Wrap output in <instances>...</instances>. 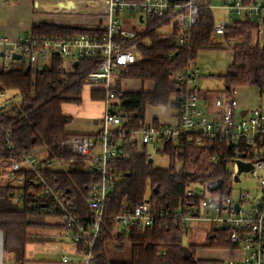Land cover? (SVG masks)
<instances>
[{"label": "trees", "instance_id": "trees-1", "mask_svg": "<svg viewBox=\"0 0 264 264\" xmlns=\"http://www.w3.org/2000/svg\"><path fill=\"white\" fill-rule=\"evenodd\" d=\"M208 1L201 2L200 18L192 28L188 45H179L174 35L165 36L153 27L148 30L147 42L139 46L142 61L125 68L115 80L114 91L121 100L122 111L128 117L123 125L127 134L121 139L128 157L118 159L114 164L113 172L117 179L109 194L106 219L94 249L95 264H206V260L194 257L200 245H184L188 229L180 224L175 225L172 215L184 205L199 202L198 198L186 195V190L197 184L209 189L217 188L221 198L231 194L233 181L229 164L234 156V148L224 140H204L202 146L186 143L178 147L169 142L159 150L169 156V166L157 167L153 162H146L148 145L132 140L131 136L133 131L145 126L148 106L165 107L171 104L179 89L173 75L195 60L198 51L214 47L212 36L216 21L213 9L207 6ZM159 23L150 20V25ZM258 28L256 22L248 20L236 22L228 28L225 38L233 58L227 71L219 75L224 81V88L220 92L226 99L239 86L264 91V47L254 37ZM94 31L95 28L89 26L35 23L29 34L40 39H68ZM1 52H6L4 46H0V92L17 90L21 99L18 104L5 108L0 116V125L10 127V138L6 141L4 135L0 137V160L13 158L16 155L15 146L26 152L45 148L46 159L68 162L76 156L72 149L63 144L74 134L67 130L73 117L63 113L62 104L82 102L85 80L81 69L88 68L92 63L81 61L78 67L71 70L66 67L65 60L56 55L35 68L26 63L23 56L21 60L13 61L7 69ZM124 79L152 81L154 88L123 91L121 85ZM104 97L102 89L92 92L93 99ZM22 172L19 171L17 175ZM25 175L24 185L0 184V230L4 233V249L14 252L20 259H24L25 246L31 241V227L41 224L32 218L46 212L60 215L52 202L43 200L42 187L35 183L36 174L27 172ZM50 181L62 188H69L78 209L85 216L91 215L86 204L88 188L99 181V176L83 171L78 163H71L67 171H55ZM21 197L22 207L15 201H21ZM146 200L156 209L162 207L168 214L152 227L119 229L115 217L124 210V206H134ZM56 226L63 227L61 223ZM206 237L209 247L224 249L232 246L225 230L212 229ZM126 239L131 242V259L110 260L106 254L107 242L117 240L120 243L118 247H121Z\"/></svg>", "mask_w": 264, "mask_h": 264}, {"label": "built area", "instance_id": "built-area-1", "mask_svg": "<svg viewBox=\"0 0 264 264\" xmlns=\"http://www.w3.org/2000/svg\"><path fill=\"white\" fill-rule=\"evenodd\" d=\"M36 1L38 8L47 9L53 5V9L63 13L78 14H84L81 7L83 3H99L97 10L88 13L96 18L94 24L89 26L95 28V31L68 39H40L25 34L9 41L0 35V46L6 48L5 53L1 52L6 68H10L15 61L14 54L28 56L29 64L35 67H40L56 55L64 58L71 68L75 62H91V66L81 69L82 76L85 85H92L105 92V108L100 127L95 133L73 134L63 141L76 154L68 162L48 160L36 151H21L11 146L16 155L8 159V164L3 163L2 167L17 181V185H24L27 172L35 173V183L42 187L43 200L52 202L54 208H58L60 223L75 246L79 247L76 257L63 254L58 264H95L94 249L106 219L109 194L117 179L113 172L114 164L116 160L128 157L121 141L127 134L123 125L128 117L122 111L121 100L114 91L115 80L125 68L142 61L139 46L148 40V30L144 29L147 27L146 22L151 19L160 22L154 29L170 26V31L160 33L165 36L172 34L179 45H188L192 38V28L200 18L202 0H53V4L47 0ZM207 6L213 8V1L209 0ZM219 8L237 21L264 24V0H221ZM131 13L136 14L133 21L130 17L126 18ZM140 16L143 17L142 21ZM139 24L146 27L139 28ZM229 25L226 21L215 23L213 31L225 35ZM199 77L201 70L195 60L176 72L173 79L179 89L171 100L175 109V123L155 120L145 122L144 127L133 131L132 140L152 144L157 150L169 142L176 147L186 143L202 146L204 140H224L233 147L235 152L229 167L234 166L237 160L250 164L251 169L239 174L238 181L245 179L243 175L257 179L260 193L242 190L236 199L231 194L221 198L209 194L213 191L197 184L189 187L186 195L198 198L199 202L178 208L172 215L174 224L189 229L192 221H207L210 229L225 230L226 238L232 246L244 252L241 260H233L230 264H264V175L259 174L264 170V109L260 105L244 109L238 115L237 99L233 96L227 99L219 96L214 100L217 111L208 113L203 109ZM4 96L5 93L0 92V97ZM261 97L263 100L260 103L264 104V91H261ZM10 103L11 99L7 98L1 104L0 116ZM2 135L6 141L10 138L9 126L0 125V137ZM146 162H153L152 154L147 155ZM71 163H78L83 171L99 176V181L88 188L86 204L90 216H85L78 209L69 188H62L58 183L50 181L55 171H67ZM19 171L24 172L17 175ZM231 173L234 178L236 170ZM167 214L162 207L156 209L146 200L130 207L125 205L115 220L119 229L128 230L135 226L152 227ZM0 264H14L6 257L2 230Z\"/></svg>", "mask_w": 264, "mask_h": 264}, {"label": "rangeland", "instance_id": "rangeland-1", "mask_svg": "<svg viewBox=\"0 0 264 264\" xmlns=\"http://www.w3.org/2000/svg\"><path fill=\"white\" fill-rule=\"evenodd\" d=\"M13 1V0H12ZM214 5V16L215 23H221L226 21L228 24L231 23L225 11L219 8L221 5V0H212ZM22 6L30 5L31 0H21ZM49 3H53V0H47ZM29 3V4H28ZM100 4L96 2H86L82 4V12L84 14L78 15V13H55L54 11H50L46 16L48 18H53L56 21L64 20V16H72L73 19L78 17H83L85 15L92 16L93 14H88L89 12L95 11L98 9ZM32 8V7H31ZM55 9V8H54ZM78 16V17H77ZM136 14L131 13L130 20L133 21V17ZM146 25L141 26L139 24V28H145L144 30H150L154 26L150 25V22L147 21ZM170 26H163L160 29H156L157 32L161 31H170ZM25 32H22V34ZM254 37L259 38L260 45L264 47V24H260L258 30L254 32ZM212 40L215 42H222L224 44V37L222 35L213 34ZM233 58V52L231 48L228 46V49H201L198 51L197 58L195 62L202 69V76L198 78L199 87L202 90H206V92L213 98L215 95L220 93V90L224 88V81L219 76L220 74L227 71V65L230 60ZM24 61L29 63L28 56H24ZM126 91L132 90H140V89H152L154 87V83L151 81L141 82L139 80H126L123 84ZM89 91V87L84 88V93L82 102L79 104L80 107L84 105L85 97ZM7 97H12L14 101L10 103V107L14 104H18L21 95L17 90H8ZM239 97L242 101H245L247 106L252 109L254 107L260 106V102H262L261 91L255 87H241L239 88ZM70 109L77 106V103L66 102ZM172 106V104H170ZM65 107V106H64ZM67 107V106H66ZM66 107L64 108L66 111ZM151 109L148 110V117L150 116ZM240 110H238L239 114ZM77 118L74 117L72 119L71 126H68L69 130L74 131L75 127L73 126V121ZM92 123V122H91ZM79 129V130H78ZM74 134H86L82 129H84L81 124ZM81 130V131H80ZM80 132V133H79ZM147 153L153 155V165L157 167H168L169 166V156L167 154L162 153L157 150L156 147L152 144H149L147 147ZM237 160L234 166L229 167L231 171L234 169H238ZM8 164V160L2 161L0 160V184L11 183L17 185V181L12 179L9 172L2 171L4 168L2 164ZM260 175H264V170L260 171ZM245 179L238 181L237 177L234 176L233 182L231 185L232 192L231 195L233 198H238L242 190H249L252 193H260V187L258 184V180L252 177H248L243 175ZM196 190L198 187L195 188ZM211 195H219V191L210 192ZM220 196V195H219ZM18 202V206L22 207L21 201L15 199ZM35 222L41 223L38 225H34L30 229L31 241H29L25 246L24 251V259L17 258L14 252L5 251L6 257L10 258L14 264H58L63 254H71L75 253V244L71 240V238L67 235V231L64 227L56 226L57 223L61 222V218L52 212H46L45 214H38L32 218ZM46 223H51L52 225H46ZM210 230V225L207 221H192L188 232L184 237V245L196 244L200 245L194 257L196 259H204L206 260V264H230L233 260H241L244 256V252L234 248L233 246L229 248L219 249L214 247H209L206 244L208 243V239L206 237L207 233ZM120 244L117 240H111L106 244V254L110 260L114 261H128L131 259V242L129 240L122 241V246L118 247Z\"/></svg>", "mask_w": 264, "mask_h": 264}, {"label": "crops", "instance_id": "crops-1", "mask_svg": "<svg viewBox=\"0 0 264 264\" xmlns=\"http://www.w3.org/2000/svg\"><path fill=\"white\" fill-rule=\"evenodd\" d=\"M50 4H53V3H50ZM31 7H30V5L22 6L21 0H13V1L9 0V2H0V35L7 37V39L9 41H14L17 37H19L21 35L29 34L35 23H49V24H56V25H61V26H74V25L92 26L94 24V22L96 21V18L93 16H90V15H85L83 17L77 16L78 18H75V19H73V17H72L73 15L72 16H64L63 17L64 20L62 19L60 21H56L53 18H48L46 16L47 14H45V13H48V12L54 11V10H55V13H58V12L63 13L61 11L53 9V5H51L47 9H42V8H38L36 0H31ZM211 9H214V7ZM78 15H81V14H78ZM227 16H228L229 20L231 21L229 27L235 25L236 22H242V21H237L236 18L229 17L228 14H227ZM258 25L260 27V24H258ZM22 32H25V33L22 34ZM213 34H216V33L213 32ZM217 35H220V34H217ZM225 35H222L224 37V41H225V42H223L224 44H221L222 42H215L212 40L214 47H210V49H217V50L218 49H228L229 43L226 41ZM255 40H257V42L260 43L259 38L255 37ZM206 49H208V48H206ZM21 59H22V57L20 59H17V60H21ZM17 60H15V61H17ZM65 62L67 64L66 67L68 69H71V70H74L79 65L78 62H75L71 68V65L66 60H65ZM230 62H231V60L229 61L227 68H228ZM76 63H77V65H76ZM197 66H199V65L197 64ZM35 68H38V67H35ZM199 68H200V66H199ZM200 70H201V76H202V73H203L202 69L200 68ZM126 80H139L141 82H144L140 79H124V80H122V85H121V89L123 91H126L124 86H123L124 81H126ZM85 87H89V91H88L87 95L85 96L87 98L84 100V105L82 107H80V105L78 104L77 106H74V108L70 109L69 106H71V105H68L69 103H63L62 104V111L65 115H69V116H72L73 118L74 117L77 118L75 121H73V126L75 127L74 131H76L78 129V127L82 124L84 127V129H82V130H84L83 132L86 134H91V133H95L100 127V122H101V118H102V115L104 112L105 105L103 102V98L102 99H93L92 98V92L95 89H100V88L94 87L92 85H88V84L85 85L84 84L82 94L84 93L83 91H84ZM241 87H245V86H239V87L235 88L233 94L231 95V97L232 96L235 97L237 99V102H238V108L236 110L237 114H238V110H240V112H239V114H240L242 111H244V109H250L247 106V104L245 103V101H242L239 97V88H241ZM152 89H147V90H152ZM141 90H145V89H140V90L137 89V90H132V91H141ZM7 91H3L5 93V96L0 97V108H1V104L5 101V99L8 98L7 97ZM219 96L223 97L221 92L219 94L215 95L213 98H211L210 95L206 92V90L205 91L202 90L201 91V98H202L201 100H202L203 109L208 113H212V112L217 111L215 106H214V100H215V98H217ZM82 98H83V95H82ZM8 99H11V102L14 101L12 97H9ZM260 105L264 109V104H260ZM64 106L65 107L67 106L66 111L64 109L65 108ZM9 107L10 106H8L7 108H9ZM150 109L152 111L150 113V116L148 117V115H149L148 110H150ZM174 114H175V109H174V107H172L170 105L165 106V107L148 106L147 110H146V121L145 122H151V121L155 120V121H162L165 123L172 124V123H175V120H176ZM71 123L68 126H71ZM67 130L71 133L74 132L72 130H69L68 127H67ZM35 151L44 155L45 148H37ZM237 172H238V169L236 170V173L234 174V176H236L237 180H238L239 175L237 174ZM232 180H233V176H232ZM210 230H212V229H210ZM210 230H209V232H210ZM78 250L79 249L75 246V253H71L68 255L71 257H76L78 255L77 254Z\"/></svg>", "mask_w": 264, "mask_h": 264}, {"label": "water", "instance_id": "water-1", "mask_svg": "<svg viewBox=\"0 0 264 264\" xmlns=\"http://www.w3.org/2000/svg\"><path fill=\"white\" fill-rule=\"evenodd\" d=\"M72 3H69V5H71ZM140 20L142 21L143 20V17L140 16ZM3 54V53H2ZM14 59L17 60V59H20L21 58V55L20 54H14ZM77 65V63H76ZM251 169V166L250 164H245L243 162H238V172L237 174H241L242 172H247ZM237 175V176H238ZM217 188H210L211 191H215ZM235 208L237 209L238 208V204L235 205Z\"/></svg>", "mask_w": 264, "mask_h": 264}]
</instances>
